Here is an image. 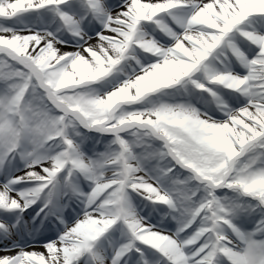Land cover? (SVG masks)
<instances>
[{
  "label": "snow or ice",
  "instance_id": "6c2138e0",
  "mask_svg": "<svg viewBox=\"0 0 264 264\" xmlns=\"http://www.w3.org/2000/svg\"><path fill=\"white\" fill-rule=\"evenodd\" d=\"M0 264H264V0H0Z\"/></svg>",
  "mask_w": 264,
  "mask_h": 264
}]
</instances>
